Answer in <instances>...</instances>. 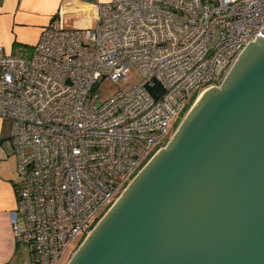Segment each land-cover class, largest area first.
<instances>
[{"label": "built area", "instance_id": "1", "mask_svg": "<svg viewBox=\"0 0 264 264\" xmlns=\"http://www.w3.org/2000/svg\"><path fill=\"white\" fill-rule=\"evenodd\" d=\"M97 8L95 27L52 24L30 54L0 48V119L12 124L21 179L9 215L33 264H57L84 233L82 245L264 29V0H112ZM133 69L142 81L132 90L96 94Z\"/></svg>", "mask_w": 264, "mask_h": 264}, {"label": "water", "instance_id": "2", "mask_svg": "<svg viewBox=\"0 0 264 264\" xmlns=\"http://www.w3.org/2000/svg\"><path fill=\"white\" fill-rule=\"evenodd\" d=\"M185 119L70 264H264V29Z\"/></svg>", "mask_w": 264, "mask_h": 264}, {"label": "crops", "instance_id": "3", "mask_svg": "<svg viewBox=\"0 0 264 264\" xmlns=\"http://www.w3.org/2000/svg\"><path fill=\"white\" fill-rule=\"evenodd\" d=\"M112 0H0V48L30 54L45 28H93L100 3ZM12 124L0 119V264H33L31 247L15 234L10 212L20 186L18 158L9 146Z\"/></svg>", "mask_w": 264, "mask_h": 264}, {"label": "rangeland", "instance_id": "4", "mask_svg": "<svg viewBox=\"0 0 264 264\" xmlns=\"http://www.w3.org/2000/svg\"><path fill=\"white\" fill-rule=\"evenodd\" d=\"M141 81H142V78H141L140 74L136 70L133 69V71L131 72V77L129 79H127L126 81H123V82H120V83H115V82H113L111 80H105L104 82H102L99 85V87L97 88L96 94L100 98H102L103 100H106V99H109V98L113 97L114 95L118 94L119 92H128V91L132 90ZM189 105L190 104L188 103L187 104V108L184 109L182 112H180V114H179V116L177 118H174L172 120L171 126H170V133H169V135H171L176 130V128L178 127V125H179L181 119L183 118L184 114L186 113ZM175 133H174V135H175ZM173 136H172V138H173ZM166 141H167V139L164 142H162V146L165 144ZM108 206H106L96 216V218L93 220V223L92 224H94L96 221L99 220V218L103 215V213L106 211V209L108 208ZM94 230H95V228L92 230V232ZM92 232L89 234V236L92 234ZM84 235L85 234L82 233L77 238L74 239V241L71 243V245L68 248V250L64 253V255L61 257V259L58 261L57 264H68L74 258V256L77 253L78 249H80V247L88 239V237H87L84 240V242L82 243V245L79 247L80 243L82 242V240L84 238Z\"/></svg>", "mask_w": 264, "mask_h": 264}, {"label": "bare ground", "instance_id": "5", "mask_svg": "<svg viewBox=\"0 0 264 264\" xmlns=\"http://www.w3.org/2000/svg\"><path fill=\"white\" fill-rule=\"evenodd\" d=\"M205 92H206V91H205ZM203 94H204V93H202V94L199 96V98H198L197 101L195 102L194 106L196 105V103L198 102V100L200 99V97H201ZM194 106H193V107H194ZM192 109H193V108H192ZM192 109H191V110H192ZM191 110H190V112H191ZM190 112H189V113H190ZM189 113H188V115H189ZM188 115H187V117H188ZM187 117H186V118H187ZM185 120H186V119H185ZM185 120L183 121V123L185 122ZM183 123L181 124V126L183 125ZM181 126H180V128H181ZM180 128H179V129H180ZM178 131H179V130H178ZM178 131H177V133H178ZM175 136H176V135H175ZM173 139H174V138H173ZM173 139H172V140H173ZM170 143H171V142H170ZM121 198H122V197H121ZM121 198H120V199H121ZM120 199H119V200H120ZM119 200H118V201H119ZM118 201H117V202H118ZM116 204H117V203H116ZM116 204H115V205H116ZM115 205H114V206H115ZM112 209H113V208H112ZM112 209H111V210H112ZM111 210H110V211H111ZM108 213H109V212H108ZM106 216H107V215H106ZM106 216H105V217H106ZM105 217H104V218H105ZM103 220H104V219H103ZM103 220H101V222H102ZM101 222H100V223H101ZM100 223H99V224H100ZM99 224H98V226H99ZM98 226H97V227H98ZM97 227H96V228H97ZM96 228H95V230H96ZM95 230H94V231H95ZM94 231H93V232H94ZM92 234H93V233H92ZM92 234H91V235H92ZM91 235H90V236H91ZM90 236L88 237V239L90 238ZM88 239L85 241V243L88 241ZM85 243H84V244L81 246V248L77 251V253L75 254V256L80 252V250H81L82 247L85 245ZM75 256H74V258H75ZM74 258H73V259H74ZM71 262H72V261H71ZM71 262H70V263H71ZM70 263H69V264H70Z\"/></svg>", "mask_w": 264, "mask_h": 264}]
</instances>
